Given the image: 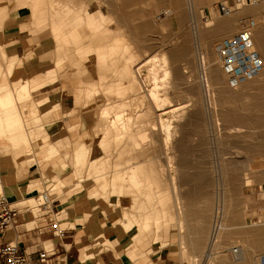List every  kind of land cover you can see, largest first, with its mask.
Segmentation results:
<instances>
[{"label":"rangeland","instance_id":"374dc122","mask_svg":"<svg viewBox=\"0 0 264 264\" xmlns=\"http://www.w3.org/2000/svg\"><path fill=\"white\" fill-rule=\"evenodd\" d=\"M53 1H55L54 4ZM255 1L258 2L256 5H253L252 1L247 2L246 5L252 4V7L257 8V12L241 16L237 20L233 32L217 40L215 47L223 40L233 37L234 34L236 35L241 21L251 20L255 22L256 28L264 27V0ZM50 2L55 8H53ZM227 2L231 3L232 0H183L182 5L184 8L182 9L185 11L187 18L184 21V27L180 29L175 22V12L168 17H164L161 14L164 8L171 7L166 0H0L1 51L5 49L7 42L15 39V35L9 37V34L13 30L16 31L19 25V40L20 34H24L30 40L33 39L34 41L31 40L32 51L39 53L38 57H36V61H40L37 63L39 67L33 72V75H44L45 79L50 80L47 83H50L59 74L67 73L74 81H80L82 99L87 83L94 82V84H98V81L100 83L101 76L107 75L111 82L118 83L124 91L123 93H126L121 98L130 101L128 103L130 105L129 112L134 116L133 100L137 96L132 97L133 93L130 89L132 78L136 76L137 82L141 84L140 78L136 75L135 67L146 59L150 60L152 57L160 55L163 49L179 48L183 39L186 38L187 32L190 35L192 32L195 33L194 30L197 24L203 28L205 24L210 20L214 21V18L218 16L221 17L220 20L227 19L218 13L219 5L226 4ZM108 5L114 6V13L112 15L108 12ZM67 7H71L72 11L83 20V26L86 24L89 16L99 17L101 14L111 18L106 23V28L110 31L108 40L112 41L115 37H120L122 47L124 48V46L128 45L132 51L127 71L124 69L120 74L114 72L113 65H117L113 63L115 59L111 61V69H103L102 61L99 60V53H101V48H103V45L108 40L102 33L97 34V36H93L92 34L91 44L93 41L97 47L94 52L89 53V51L83 49L85 53L78 54L71 44L69 45L70 48L66 50V41L67 39L71 40V35L65 32L62 37L56 30L52 33L51 23L55 18L56 8L62 11ZM42 16H46L49 26H45L44 29L33 33L31 21L35 20V17ZM10 17L14 20L16 17H19L17 26L16 24H12ZM83 26L79 28L84 29L82 41L86 45L91 39V33ZM157 27L161 28L158 29ZM1 32L4 33L1 34ZM191 50L196 66L194 78L189 84L183 82L180 72L181 68L179 70L178 66L175 65V59H172L171 65L175 67L172 72V83L175 87L169 91L168 99H170V103L166 106L171 109L176 105L188 102L189 106L186 110H181L180 114L183 111L185 116L192 112L194 113L193 115L197 114L192 120L187 119L189 122L187 120L181 121V130L176 135L177 140L175 139L174 141L176 146L174 144L170 146V148H174V146L175 148H180L179 151L175 153L172 149L170 151L165 150L170 155L172 154L170 156L171 160L176 164L178 163V166H174V163L172 165L176 169V174L182 173L184 175V182L183 179L178 181L179 179L172 178V174L169 171L172 167L167 166L168 158L166 159V156L164 157L163 155V135L159 130L158 123V115L161 112L152 113L149 109L148 116H146L148 111L144 112L138 120L139 123L133 124L126 133L127 137L120 145L116 142L115 131H111L109 141L101 145L98 142L100 138L98 131L102 124L101 120H97L93 116L84 119L86 108L82 100H80V109L75 112L73 111L72 115L79 123L77 126L79 138L85 136L88 132L90 133V138L86 143V152L87 149L89 152L97 147L98 151L105 158L104 160H107L104 163L107 165L104 172L107 175L108 182L113 183L114 186L123 185L128 187L130 186V174L132 172L137 173L136 171L141 172L140 176L138 175V179L142 181L141 186L139 188L134 187V193H128V199L134 201L135 204L127 203L120 210L115 207L117 217H115L116 219L114 218V221H111L103 213L102 209L98 208L94 210L92 208V222L95 224L94 226H99L100 223L98 224V222H101L102 225L99 226L101 231L109 230V232H112L111 237H114L116 225L118 223L119 225L122 224L127 219L121 212H128L132 215H140L141 217L142 215L151 213L152 219H149L150 227L148 226L144 231V239L138 242V245L136 244L135 252L139 249L143 250L144 245H148L153 241V250L165 248L166 253L170 257L169 259L172 260V264H254L255 260L260 261V264H264V244H262L263 248H261V243H264V150L257 156V154H254L248 148L256 140L258 141L256 138H261L259 140H263L264 142V124H262V120L264 123V119H256L260 114V116L264 117V111L259 109L256 112L258 108L255 109L253 107L256 98L259 101H264L263 71L258 76L240 84L243 86L242 92L246 96L244 94V96L236 95V97L225 98V100H218V103H215L217 98L220 99L217 92L219 89L216 90V88L214 89L210 85L208 89L210 94L213 93V97L210 98L209 102L205 98L204 87L199 81L201 67L197 58L198 51L201 52L202 49L197 44V39H195L193 33ZM255 50L264 60L261 52L256 47ZM95 53L97 56L94 55ZM214 54L213 52V57L216 58ZM33 58L35 59V55L23 56L25 63ZM5 59L6 56L3 55L2 61L4 63H6ZM13 66L12 64V68ZM28 66L26 65L24 69L31 73ZM9 68L10 65L6 67L5 64L4 74L10 76L11 72ZM219 71L225 79L223 85H221L225 89L228 86L226 76L220 67ZM1 73L2 71H0ZM229 88L230 86L228 89L226 87L227 90ZM240 90L235 91V93L241 94ZM99 94L93 104L88 107L96 108L97 112L106 103L107 98L102 92ZM144 96L145 101L150 106V101L146 94ZM249 107L256 113L252 109L251 111L247 109ZM57 108L58 105L54 107L55 110ZM250 113L251 115L252 113L255 114V116L257 114V116L253 115L254 119L252 117L247 122L245 120L251 117ZM176 114V119L174 118V120L179 119L178 116L180 114L178 116ZM216 114L217 118L214 117ZM143 115H145L144 118ZM233 115L241 116L245 122H239L238 124L235 123L237 122L236 120H224L227 116ZM246 115L249 118H246ZM34 117L31 118V123L34 122ZM183 119H186V117H183ZM255 119L256 121H261L260 125L263 127L260 128V125L257 123L258 121L254 123ZM33 124L35 126L38 125V128L43 126L40 122H34ZM254 124L256 127H254ZM28 125L25 124L26 130ZM26 132L29 131L27 130ZM142 139H144L143 143ZM136 141L138 145L133 144ZM143 144L145 145L143 146ZM252 154L255 158L251 157L253 156ZM250 157L251 159H249ZM67 158L72 159L71 165L73 167V150L71 154H67ZM86 159L88 163L86 167L84 166L85 169L81 167L85 171L81 178L73 175L71 167L58 174H65L59 180H67L68 178L72 180L69 183L70 185L73 184V187H71L72 191H69L70 188H60L57 184L54 185V188L69 191L71 197L69 201L72 203L86 198L91 204L95 196H105L110 203L114 200L113 197L115 198V196L110 194L112 192L110 187L105 193L102 188L97 193H94L96 188L94 192L92 191L91 187L94 186V178H92L93 163L91 155L89 154ZM180 160L181 164L179 163ZM225 166L231 169L228 171L226 182L223 181V168ZM162 168L165 170V174H163ZM57 172L60 171L57 170ZM87 178L91 180H87ZM79 181H81V192L74 190L75 184L79 183ZM189 193H193V195ZM167 195L169 199H167ZM189 196H193L192 198L194 199ZM8 199L10 202L18 199V206L21 211L28 210L30 207L32 208L30 210L33 211L36 218L33 219V224L27 225L26 228L33 227L40 219L42 213L40 211L39 200L33 198L35 201L32 200L30 204H20V201L26 198L19 195L15 196L12 192H8ZM226 204L228 206H225ZM82 206H84L83 208L86 207V209L89 208L87 203H83ZM218 207H222L224 210L225 230H222L218 234V240L215 243L216 248L213 250L215 252L213 253L211 236L215 213L217 210L221 212V209ZM228 209L231 210L229 211ZM167 212H170L169 216H167ZM60 217L63 218L65 216L62 215ZM157 217L159 219L156 225ZM137 220L139 222L140 218L138 217ZM138 224L133 229L135 235L139 234V229L141 230ZM62 227L65 226L62 225ZM99 241L105 242L102 237H99ZM127 241L129 243L130 237ZM108 247H101L100 252L107 251ZM236 249L240 252H235L234 250ZM210 252L212 255L208 258V253L211 254Z\"/></svg>","mask_w":264,"mask_h":264},{"label":"bare ground","instance_id":"6f19581e","mask_svg":"<svg viewBox=\"0 0 264 264\" xmlns=\"http://www.w3.org/2000/svg\"><path fill=\"white\" fill-rule=\"evenodd\" d=\"M123 1H128V0H123ZM166 1L169 2L171 7L170 8H164L162 10L161 14L164 17H168V16H171L175 12V14H176L175 22H176L177 26L180 29H182L185 25L184 21L187 18L185 11L182 9V8H184L182 5L183 0H166ZM191 1H193V0H191ZM54 2L55 1H53V4H54ZM256 3H258V2H256V1L253 2V5H256ZM53 4L51 3L53 8H55ZM251 5L252 4H250V5L245 4L243 7L237 8V10H235L233 13L225 16V18H227L225 20H220L221 17L218 16L217 18H214V21L210 20L207 24H205L203 28H201L197 24L195 26V30H194L195 33L192 32L195 35V39H197V44L203 50V51L201 50V52L198 51V58H197L198 63L201 67V74L199 76V81H200V83H202V86L204 87L205 98L209 102L211 100L210 98L213 97V93L210 94V91L208 89L210 85L213 86L214 89L216 88V90L219 89V90H217V92L219 93L220 99L217 98L215 103H218L217 102L218 100H225V98L226 99L232 98V97H236V95H243L244 94L242 92L243 86L240 84H239V86H237L235 88L230 87L229 90H227L229 85L226 86L227 89H226V87H225V89H223L224 87L221 86V85H223L225 79L223 78V76L221 75V73L219 71L220 66H219V57H218V53H217V46L219 44L226 42V41L234 40L236 38V36L238 35L239 31L237 30L236 35L234 34L233 37L228 38L226 40H223L216 47H215V43L217 42V40H219L225 36H228L229 34H231V32H233V30L235 29V24L241 16L247 15V13L253 14V13L257 12V8L252 7ZM108 6H109V8L107 7L108 12L112 15L114 13V9H113L114 6L113 5H108ZM35 18H34L35 20L31 21V24L33 26L32 27L33 33H35L36 31L38 32V31L44 29L45 26H49L46 16L35 17ZM110 19H111L110 17H106L105 15H101V14L99 15V17L89 16L86 20V24L83 26V23H82L83 20L74 11H72L71 7H67L62 11H59L56 8L55 18L51 23V31H52V33H54V30H56L58 32V34L62 35V37L64 36L65 32H68L71 35L70 36L71 40L67 39V41H66V43H67L66 44V50H68L70 48L69 45L71 44L72 47L76 49L78 54L85 53V51L83 49H86L90 53V52L96 51V48H97L96 44H94L93 41L91 44V40H92L93 36H97V34L102 33V35L105 36L106 39L108 40V35H110V31L108 28H106V23H108L110 21ZM82 26L85 27L89 33H91V35H90L91 39L87 42L86 45L82 41L84 29L79 28ZM159 28H161V27H159ZM250 28L252 29L254 48L256 47L259 50V52H261V54L264 58V27L256 28V25H252V27H250ZM192 33L190 35V33L187 32L186 38L183 39V42L179 48H176V49L171 48L170 50L169 49H163L161 51L160 55L154 56L150 60L146 59L143 62H141L138 66L135 67L136 75L140 78L141 84H139L137 82L136 76L132 78L131 87H130V89L133 93L132 97L137 96V98H135L133 100V106H134V111H135L134 116L131 115L129 112L130 105L128 103H130V101H128L127 99L121 98L122 95L126 94V93H123L124 91L120 88V85H118V83L111 82V80L109 79V76H107V75H102L100 78V83L98 81V84H94V82L87 83L86 89H84V91H83V99L81 97L82 90L80 91L81 100L83 101L84 107L86 108V110L84 111V119H88L91 116H93L97 120H101V122H102V124L100 125V128H99V131H98V136H100L98 142L101 145H104L105 143H107L109 141L111 131L116 132V142H117V144L120 145V143H122V141L127 137L126 133L130 130V128L133 126V124L139 123L138 120L141 118V115L144 112L148 111L146 113V116L149 115V109L152 113L161 112V114L158 115V120H159L158 123H159V130H160L161 134L163 135V146H164L163 155H164V157L166 156V159L168 158L167 159V161H168L167 166L172 167L169 169L170 174H172V178L179 179L178 181H180L181 179H183L185 177H184V175H182V173L176 174V169H174V167L172 165L174 162L171 160V157H170V156H172V154L170 155L169 152L167 153L166 151H170L171 149L173 151H175V153H177L179 151L180 148H178V147L175 148L176 144H174L175 143L174 141L177 137L176 135L179 133V130H181V127H182L181 123L187 119L192 120L194 116L195 117L197 116V114L193 115L194 113L192 112V113L187 114V116H185L184 111L180 114L181 110L187 109V107L189 106L188 102L181 103V105H176V106L172 107L171 109L167 108L166 106L168 105V103H170V99H168L169 91H170V89L175 87V85L172 83V72L175 69L174 65H171L172 59H175V63H176L175 65L178 66L179 70L181 68L180 72H181L183 82H186L189 84L190 82H192V80L194 78L196 66H195V60H194L195 58H194L193 52L191 50ZM92 34H93V36H92ZM0 51H1V46H0ZM204 52H205V54H204ZM213 52L215 53L214 55H216V58L213 57ZM113 54H115V55H113ZM94 55L97 56L96 53ZM131 55H132V51L130 50V47L127 45V46H124V48H123L122 44H121L120 37L119 38L115 37L112 41L108 40V42L105 45H103V48H101V53H99V60L102 61L103 69L109 70V69H111V65H112L111 61H113V59H115V62L113 61V63H116L117 65L116 66L113 65V70H114V72L120 74V72L121 71L123 72L124 69H126V71L128 70L129 60L132 57ZM263 62H264V60H263ZM9 69H10V72H12V69H13L12 64L10 65ZM262 71H263V75H264V68ZM128 73H130V71H128ZM30 77H31V73H29L25 69H23L20 76H19V79L17 80V84H16L17 88H14L13 90H9L8 88H6V86L0 84V93L5 92L3 96H0V138L7 139L13 146H15V148L17 146H26V148L29 149L28 151L32 152L30 150L31 146L29 145L30 144L29 134H28V132H26L27 130L25 128V124L21 118L22 114H21L20 107H19V114H18L16 102L14 99V95L18 94L19 95L18 99H20L19 104L31 101L32 93L34 91H36L38 89V87H31L30 86V82H31ZM54 80H56V77H54L52 79V81H54ZM226 80H227V78H226ZM40 85H42V83H40L38 86H40ZM142 89H143V91H142ZM230 89H232V90H230ZM239 89H241L240 91L242 93L241 94H239L238 92L235 93V91H237V90L239 91ZM233 90H234V92H233ZM100 92H102L103 95H105V97H107V98H106V103L103 104L100 107L99 112H97L96 108H88V107L93 104L95 99L98 98V96L100 95L99 94ZM216 93H214V94L216 95ZM144 94H146L147 98L149 99L150 106L145 101ZM111 96H113V98H111ZM217 96H218V94H217ZM258 98H261V97H258ZM244 99H245V97H244ZM254 103L255 104H253L254 105L253 107L255 109L258 108L256 110V112L259 109L264 111V101L263 100L259 101V99L256 98ZM55 104L57 105V100L54 97H50L48 100L38 102L36 106L39 107L40 109H42L43 111H49L50 112L56 106ZM33 106H34V104L32 103L31 104L32 110H34ZM251 107H249L247 109H249L251 111V109H252ZM214 108H215V106H214ZM211 109H213V108H211ZM214 112H215V110H214ZM175 114L177 116H178V114H180L178 116L179 119L174 120V118L176 117ZM249 115H251V113ZM253 115L255 116V114L252 113L250 118L246 115L245 117L249 118V119H247L245 121L249 122V120L252 117H253L252 119H254ZM260 115H259L260 118L257 117L256 119H260V120L264 119V117H262ZM144 116L145 115H143V118H144ZM256 116H257V114H256ZM39 117L40 116H38V115L34 117L35 123L40 122L41 119H39ZM183 117H186V119H183ZM214 117L217 118V114ZM256 119H255L254 123H256L258 121L257 123L260 125L261 121L260 122H259V120L256 121ZM224 120L225 121L236 120L237 122H235V123H238V124H239V122H243V123L245 122L244 120H242L241 116L239 117L238 115L237 116H234V115L233 116H227ZM187 122H189V121L187 120ZM262 124H264L263 120H262ZM254 127H256L255 124H254ZM257 127H259V126L257 125ZM261 127H263V126L260 125V128ZM259 136H260V134H259ZM89 138H90V133L88 132L85 136H83V137L81 136L80 138H78L73 143L74 174H75V176H77L79 178H81L83 176V174L85 173V171L83 169H85L86 164L88 163L86 157L90 154L91 158H92L91 161L93 163L92 178H94V184H93L94 186L91 187L92 191L94 192V189L96 188V191L94 193H97L102 188V190L105 193L110 187L112 189V192L110 194L115 196V198L113 197L114 200L111 201L110 203L107 201L105 196L100 197V198L97 196V199L95 196L92 203L95 204V206H96L95 209L96 208L102 209L104 211L103 213L105 215H107L111 219V221H114L116 219L115 217H117V214L115 212L116 208L120 210L127 203L135 204L134 201H130L128 199V197H129L128 193H130V192L134 193V191H135L134 187L139 188L141 186L142 181L140 179H138V175L140 176L141 172L136 171L137 173L132 172L130 174L131 175L130 186H128V187H125L123 185L114 186L113 183H110L107 180V175L104 172L106 167H107V165H105L104 163L107 160H104L105 158L101 155L100 151H98L97 147H95L91 151H89L90 153L88 152V149L86 152V148H87L86 143L89 140ZM131 139H132V136H131ZM256 139H258V141L256 140L257 142L255 141V143L251 144L250 147L248 146V148L250 149L251 152H253L254 154H257V156H258V154H260L262 152V150H264V142H263V140L262 141L259 140L261 138H256ZM46 142H47L46 144L49 145V149H50L48 159H52L59 153V151L51 143H49V141H46ZM143 142H144V139H142V143ZM178 142H180V141H178ZM133 144L138 145L137 141H136V143H133ZM173 144L175 145L174 148H170V146H172ZM144 145L145 144H143V146ZM177 145H179V144H177ZM243 148H244V146H243ZM250 151H247V152H250ZM251 157H254V155ZM251 157L249 159H251ZM259 157H256V158H259ZM174 158H176V157H174ZM254 158H252V159L254 160ZM179 163L181 164V160ZM175 165L178 166V163L177 164L174 163V166ZM62 169H63V171L67 170L68 169L67 164H63ZM229 170H231V169H229L228 166H225L223 168V181L224 182H226V177H228V171ZM162 171H164L163 174H165V170H163V168H162ZM49 173L51 174L50 180L56 181L57 176H55V175H57L59 173H56V174H53V172H49ZM87 180H91V179L87 178ZM80 182L81 181H79V183H76L74 186V190L77 192H81V189H82ZM183 182H184V179H183ZM56 183L60 188H67L68 187L65 182L57 180ZM57 189L58 188H53L52 190H50L49 191L50 195L53 192V190H57ZM0 192H1V190H0ZM201 192H202V190H201ZM201 192H199V193H201ZM104 193L102 192L103 195H104ZM193 193L192 194L189 193V194L193 195ZM183 194H185V193H183ZM189 197L192 198L193 196H189ZM167 199H169L168 195H167ZM192 199H194V198H192ZM32 200H34V199H31L30 201H32ZM225 206H228V205L226 204ZM218 208L221 209V212H220V210H217V212L215 213V217H214L215 227H214V230H213V233L211 236V243H212L211 245L212 246L210 245L213 248L212 251L214 250V248H216L215 243L218 240V237H217L218 234L222 230H225V228H224L225 223H224V216H223L224 210L222 207H218ZM243 208H245V207H243ZM30 209H32L31 207L28 210L33 215H35L33 213V211H31ZM228 210L230 211L231 209H228ZM121 213L123 216H126L127 219L122 224L119 225V223H118L116 225V228H115L116 234H114V237H111L112 232H109V230L101 231V228L99 227L100 225H102L101 222H98V224L100 223L99 226L96 225V226L92 227L91 230H89V234H91V236L93 237L92 246L90 248L86 249L85 254H84V260H83L82 264H85L88 260L93 259L94 254H95V250H98L100 252L101 242L99 241V237H102L105 240V242L102 243V246L103 247L109 246L108 248L112 247V240L117 239L120 243V248H119V250H116V254L118 256H121L122 252H126L127 254H129L130 259L133 262H135V264L138 263V257L136 254H134L135 247L138 245V242H140L144 239V237H145L144 231L150 225L149 219H152V215H151V213H149L146 215H142V217H141L140 215H136V214L132 215L131 213H128V212H121ZM167 213H168L167 216H169L170 212H167ZM138 217L140 218L139 222L137 220ZM158 217L156 218V223H155L156 225L158 224V222H157V220L159 219ZM168 222H169V219H168ZM136 224H138L141 227V230L139 229L138 235H135L134 231H133L134 226ZM106 236H108L110 238H107ZM129 237H130V241L128 243L127 240ZM262 244H264V243H261V246H262ZM263 246L261 248H263ZM236 250H234V251L235 252L239 251V250H237V251ZM214 252L215 251H213V253ZM208 255H209L208 258H210L212 253L211 254L208 253ZM239 255H240V253H239ZM254 264H260V261L255 260Z\"/></svg>","mask_w":264,"mask_h":264},{"label":"crops","instance_id":"0c3cea01","mask_svg":"<svg viewBox=\"0 0 264 264\" xmlns=\"http://www.w3.org/2000/svg\"><path fill=\"white\" fill-rule=\"evenodd\" d=\"M10 19L12 24L18 25L19 17H16L15 20L12 17ZM3 33L1 32V34ZM14 35L16 36L15 39L7 42L5 49L0 51V71H2L0 84L6 86L9 90L17 88V80L22 70L26 65H29L32 76L30 86L38 87V89L32 93L31 101L26 103L19 104V95H14L18 114L20 107L22 121L26 125L29 124L27 130L29 131V145L32 152H29L26 146L15 148L7 139L0 138V190L1 195L7 198L8 192L26 198L20 201V204L25 205L30 204L31 199H37L42 193L52 190L54 185L57 184V180L65 175H55L57 176L55 181L50 180L51 174L49 172H53V174L61 173L63 172V164H67L68 168H72V173L75 176L74 168L71 165L72 159L67 158V154L72 153L73 143L79 138L77 129L79 123L72 113L80 109V91L82 87L80 81H74L67 73L59 74L56 80L50 83H47L49 80L45 79L44 75H33V72L39 67L37 63L40 62L36 61L39 53L32 51L31 40L33 39L30 40L24 34H20L19 40V25L16 31L10 32L9 37ZM3 55L6 56V63L2 61ZM24 55H35V59L33 58L25 63ZM5 64L6 67L11 64L14 65L10 76L4 74ZM40 83L42 85L38 86ZM4 93L1 92L0 96H3ZM50 97L57 100L58 108L56 110L43 111L36 106L38 102L48 100ZM32 103L34 104V110L31 109ZM37 115L40 116V124L43 125L41 128L30 122L31 118ZM49 126L50 128L47 129ZM46 141H49L59 151L52 159H48L50 149ZM57 170L60 172H57ZM59 181L65 182L68 186L67 189L70 188L69 191H72L73 184H69L72 181L71 179ZM69 191L57 189L53 190L50 195L54 201L53 210L56 213V219L59 220L60 229L63 230L60 237L53 234V229L49 225L50 216L42 217L33 227L26 228L27 225L33 224V219L36 217L30 212L21 211L18 206L19 200L15 199L12 203L18 207L17 209L20 212L18 225L16 229L7 231L0 229V249L11 242L16 233H19L24 235L20 249L35 261L34 264H38L36 260L39 253L44 249L53 255L51 264H82L86 249L92 246L93 237L89 234V230L95 225L92 222V208L95 209L96 206L93 203L90 204L86 198L79 199L75 203L70 202ZM83 203H87L89 208H83ZM62 215L65 217L59 218ZM62 225L65 227H62ZM27 229L32 230L29 239L26 233ZM153 244L152 241L148 245H144L143 250L138 248L139 250L134 252L138 257L137 264H172L165 248L153 250ZM100 245L103 247L102 242ZM119 248V241L113 239L111 248L103 252L95 250L93 259L88 260L85 264H135L126 252H122L121 256H118L116 250H119Z\"/></svg>","mask_w":264,"mask_h":264},{"label":"built area","instance_id":"2783aa9c","mask_svg":"<svg viewBox=\"0 0 264 264\" xmlns=\"http://www.w3.org/2000/svg\"><path fill=\"white\" fill-rule=\"evenodd\" d=\"M254 0H232L231 3L220 4L218 13L221 16L230 15L235 9L244 6L247 2ZM252 25H256L254 21H241L239 32L232 41H226L217 46L219 57V66L227 78V84L235 88L244 81L258 76L263 68L264 62L261 55L254 48L252 36ZM37 200L40 201V218L50 216V227L53 234L60 237L63 230L60 229L59 220L56 219V213L53 210L54 201L51 199L50 193L45 192L39 195ZM14 203L10 202L4 195L0 196V229L7 231L16 229L18 225L19 211ZM25 212H30L25 210ZM31 213V212H30ZM215 227V225H214ZM213 227V230H214ZM28 239L30 238L31 229L26 231ZM24 235L16 233L14 239L0 249V264H34L35 261L30 259L26 253L20 249ZM52 253L43 250L39 253L36 262L38 264H51Z\"/></svg>","mask_w":264,"mask_h":264}]
</instances>
